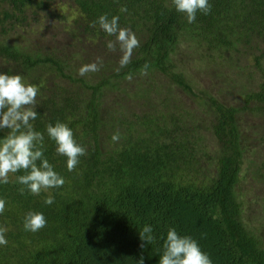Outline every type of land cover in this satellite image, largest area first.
<instances>
[{
  "label": "trees",
  "instance_id": "16d2710c",
  "mask_svg": "<svg viewBox=\"0 0 264 264\" xmlns=\"http://www.w3.org/2000/svg\"><path fill=\"white\" fill-rule=\"evenodd\" d=\"M209 3L210 12L189 23L171 0H0V72L38 87L31 123L44 134V157L65 180L39 195L15 180L23 170L0 183V227L8 241L0 245V264H138L141 257L159 264L169 228L196 240L212 264H264V158L246 155L249 141L264 142V0ZM102 14L118 16L119 26L139 40L119 72L122 52L117 46L115 56L106 47L115 37L97 23ZM65 22L69 44L90 38L106 52L98 72L78 74L96 54L75 62L57 45L46 47L58 41L53 31L60 35L67 27L57 24ZM19 30L35 45L53 31L49 42L29 48L8 38ZM196 49L212 68L246 61V71L237 66L229 79L241 101L228 104L191 81L187 69ZM240 72L246 80L232 77ZM157 82L191 101L169 89L160 93ZM56 121L86 149L73 171L47 136L46 125ZM7 132L0 129V137ZM116 132L120 139L113 141ZM245 162L261 190L249 198L238 189ZM49 194L52 204L44 202ZM29 211L42 213L45 227L25 230ZM144 225L156 239L141 248Z\"/></svg>",
  "mask_w": 264,
  "mask_h": 264
},
{
  "label": "clouds",
  "instance_id": "9594fccd",
  "mask_svg": "<svg viewBox=\"0 0 264 264\" xmlns=\"http://www.w3.org/2000/svg\"><path fill=\"white\" fill-rule=\"evenodd\" d=\"M177 12L186 15L187 21L193 23L196 14L201 12L207 15L211 10L209 0H171ZM120 11L126 12V7ZM119 17H108L102 14L97 23L100 28L114 40L107 41L106 47L116 51L119 47L122 55L119 59L117 72L130 63L133 50L139 47V40L128 28L119 26ZM95 26V25H93ZM102 59L97 57L94 62L83 64L78 69V74L84 76L95 73L102 66ZM148 65L145 64L142 74H147ZM132 79L131 75L127 77ZM39 89L36 85L28 83L20 74H8L0 72V129H8L3 137H0V183H9L10 175L23 170L25 174L15 176V180L27 187L33 195H39L41 191L63 186L65 180L53 169V165L44 157V134L35 131L31 123L37 118L36 97ZM47 136L55 142L56 152L66 157V166L73 171L79 163V157L86 154V149L74 138L73 130L64 122L56 121L55 124L46 125ZM120 139V133L112 135L113 141ZM39 161V163H37ZM24 193V188L19 189ZM52 204L53 197L49 194L44 201ZM5 209V200L0 199V213ZM46 225V219L40 212L29 211L24 217L25 230L36 232ZM7 228L0 227V245H7L5 237ZM151 225H144L139 232V238L145 244L155 242ZM138 264H143V257ZM159 264H212L197 241L190 236L179 235L175 228L167 230L163 243V251Z\"/></svg>",
  "mask_w": 264,
  "mask_h": 264
},
{
  "label": "rangeland",
  "instance_id": "374dc122",
  "mask_svg": "<svg viewBox=\"0 0 264 264\" xmlns=\"http://www.w3.org/2000/svg\"><path fill=\"white\" fill-rule=\"evenodd\" d=\"M45 23V21L42 22V24ZM50 26H52L51 23H49ZM58 27L60 28L63 25H65L67 28H65V31H61L60 35L53 31V35L56 34V39L54 42H50V44L46 45L47 48H51L52 46H58L61 48L62 51L73 54L74 55V61L79 62V61H87L89 59L90 62L93 61V57L98 55V57L102 58V56H105L106 52H103L100 49V45L98 41L90 39V38H82L81 40H76L73 41V45L69 44L68 42H72V40L68 36V29L70 28V23L65 22V24H57ZM57 27V28H58ZM41 28L42 32L43 30L42 25L39 27ZM51 31V32H52ZM51 32H47V37L46 34L43 37H38L39 39H44L37 43V45L33 44L34 40L32 39V36H28V33L26 31L19 30L17 35L10 34L9 39L13 38L15 41L19 42L20 44L27 45L29 48H33L35 46H40L44 43L49 42L48 37L50 36ZM42 35V34H41ZM12 40V39H11ZM54 40V39H52ZM60 45V46H59ZM187 43L183 44V46H186ZM200 52H203L202 49H196V53H191L192 60L189 61L183 60V62L189 64V68L187 69L191 81L193 80V83L199 87L202 88L206 91H209L210 93H215V94H220V97L224 99L225 102L228 104H235L236 102L241 101L239 99V94H238V89H235L233 86V81L229 82L230 76L232 74V70H235L238 67H243L244 71H246L245 66H246V61L241 59L240 61H237V58H233L234 63L233 66L231 67V63L229 61L225 62L222 61L223 64L219 65L216 68H212L214 65H207L205 61H201L202 59H206L200 55ZM117 51L113 52V54L116 56ZM238 62V63H237ZM199 67H202V71L199 69ZM44 75L46 78H51L54 77L52 74H46L43 71ZM229 77H228V76ZM233 78H236L237 80H246L245 77V72H240L232 76ZM256 79L258 80L259 75L256 73ZM159 83L163 88L160 89V93H165L166 89H169V91H173L174 96H178V99H183L184 101L190 102L191 100L189 98H186V96L179 90L175 89L172 85L165 84L163 82H157ZM154 97H157L156 95L153 94ZM178 101V100H177ZM248 147L249 151L247 152V156L251 159L254 158L255 161H259L260 158H264V142L260 143L257 140H252L248 142ZM249 165L250 163L245 162L244 168L245 171L243 174L246 176L244 180H242L241 184L238 186V189L241 193L246 195V198L251 197L252 194H255L257 192V195L260 194L261 190L256 189L253 187V178L251 175V171L249 172ZM257 190V191H255ZM254 196V195H253ZM255 208V207H254ZM253 213L256 215V210L253 211Z\"/></svg>",
  "mask_w": 264,
  "mask_h": 264
}]
</instances>
